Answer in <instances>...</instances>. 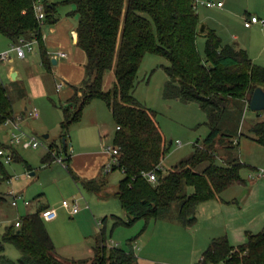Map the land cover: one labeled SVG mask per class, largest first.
<instances>
[{"label":"trees","instance_id":"obj_1","mask_svg":"<svg viewBox=\"0 0 264 264\" xmlns=\"http://www.w3.org/2000/svg\"><path fill=\"white\" fill-rule=\"evenodd\" d=\"M45 6L44 24L58 20L61 2L48 0H0V33L17 44L22 38L37 39L41 59L50 66L42 39V27L37 18L36 4ZM66 0L76 6L78 16V45L87 54L86 76L74 95L61 107V149L68 153V134L71 126L81 120L84 108L94 99H102L110 108L116 123L113 146L118 148L121 181L117 196L128 218L113 215L114 227L131 226L140 219L148 223L163 218L166 210L179 204V218L186 227L197 223L201 203L218 198L219 194L236 183H245L240 170L243 163L233 158L218 164L215 147L219 137H227L221 127L226 118L233 117L229 104L238 102L240 120L246 104L250 103L257 87L264 89V66L249 57L244 49L224 44L214 31H208L205 57L197 46L202 32L196 0ZM63 3V2H62ZM146 53L158 54L169 61L165 65L168 80L165 97L198 102L207 111L210 133L203 146H197L188 159L179 162L168 172L162 170V161L170 145L162 134L156 111L144 107L134 95L137 75ZM114 69L115 83L104 90V78ZM246 103V104H245ZM240 106V105H239ZM13 117V103L8 90L0 82V127ZM252 139L264 146V121L250 129ZM222 137V138H223ZM231 137V136H230ZM65 138V143L64 139ZM227 145L233 147L231 140ZM13 160H20L12 145ZM57 143H52L43 158L54 157ZM12 160V161H13ZM207 163L202 171L196 169ZM6 163L0 157V183L10 178ZM156 172L157 181L151 182L146 173ZM93 181L86 182L90 190H100ZM190 188L192 190H190ZM41 204L35 212L20 217L6 227L0 252L5 244L14 245L20 252L19 264H139L134 251L107 245L105 232L97 240L94 256L86 260H67L59 256L47 229ZM108 217L102 219L106 222ZM0 264H14L0 256ZM199 264H264V228L258 233L247 232V241L235 246L227 236L214 238L203 253Z\"/></svg>","mask_w":264,"mask_h":264},{"label":"rangeland","instance_id":"obj_2","mask_svg":"<svg viewBox=\"0 0 264 264\" xmlns=\"http://www.w3.org/2000/svg\"><path fill=\"white\" fill-rule=\"evenodd\" d=\"M48 1L52 2V0ZM54 1L61 2L58 5V17L61 18L62 26H68L69 22L78 24V16L73 14L76 8L73 2ZM212 1L217 4L219 0ZM221 1L225 3L224 9L232 8L230 15L225 16L228 10L220 12L217 5L206 7L199 4L200 16L218 24V26L226 25L231 28V32L236 29L235 32L239 36L238 41L250 46L253 52L252 56H255V51L258 52L264 48V24L255 23L246 27L244 22L248 13L264 17V0ZM49 26L48 24L44 25V29ZM0 37L8 41L7 37L1 33ZM206 41L207 39L201 35L197 38L198 50L203 58L205 57ZM11 48L12 45L8 49L9 54L11 58L15 59L11 64L19 66L21 70L24 69L27 60L38 61L40 59L38 44L33 45L32 52L26 50L27 57L24 60L18 58L16 51H12ZM255 62L264 66V54L257 55ZM11 64L0 61V75L4 79V85L10 84L7 73ZM168 64L169 61L166 57L146 53L141 62L133 92L144 107L156 111L162 134L168 143L172 141L169 152L161 165L162 170L166 172L174 169L182 160L190 158L195 152L196 145L203 146L205 138L210 133L207 111L198 102L165 97V84L168 75L164 66ZM35 67L33 66L34 69ZM35 74L37 76L32 81V83H36L34 88L42 89L41 83L43 82L45 85L44 94L37 95L35 91L31 93L28 78L25 79L27 94L24 97L19 96L14 99L13 88L8 87V92L13 97L16 113L23 112V120H18L22 131L29 136H34L40 145L37 148H25L21 144L13 146L21 159H14L5 165L11 178L4 179L0 183V240H2L7 226L20 220L21 216L35 212L40 203H44L58 211L56 219L45 220V223L55 243L56 251L63 259L86 260L93 257L94 251L91 250L96 247L97 239L104 231L109 247L118 246L134 251L137 256L141 257L140 260L138 259L141 264H199L213 238L223 236L227 232L226 224L229 223V213L222 212L218 215L215 213L211 216L213 213L211 207L219 200L214 198L201 203L198 208L197 223L191 227H186L181 223L178 203L166 210L163 218L157 221L151 219L147 223L145 219H140L131 226L114 227L112 213L124 219L128 218L118 196L115 195L118 191L119 180L123 176L121 170H113L109 175L102 173L109 179V183L108 187L97 193L95 191L88 192L81 184H77L69 175L66 167L56 160L50 165L42 162V157L48 151L49 145L54 141L60 145L62 143L60 122L64 117L61 106L65 104V94L57 91L56 84L60 82L57 76L47 73L45 68H40L39 73L35 71ZM111 76H115L114 69L106 73L105 87L109 86ZM15 93H18V89ZM241 104L238 102L229 104L234 116L226 118L221 125L223 132L229 136L217 139L215 153L218 164L224 165L225 162L233 158L242 162L240 173L246 182L232 185L220 193L218 199L230 200L232 205L236 201L234 209L241 211L239 208L241 207L246 215H254L264 210V176L257 177L258 171L264 170V146L251 140L253 134L250 129L255 122L264 121V110L254 111L245 103L241 119L235 121L234 118L239 115L237 109L243 107ZM26 107L28 116L24 114ZM35 108L38 111V117L29 116V111ZM12 131L21 134V131L16 129L13 124L2 125L0 127V142L8 144ZM100 131L106 132L107 135L101 137ZM115 131L116 123L110 108L106 102L97 98L88 106L82 120L71 126L68 134V146H73L76 150L79 146L82 149L96 150L105 145L112 146ZM46 134L49 137H46ZM23 139H27V137L23 136ZM231 140L235 143L233 147L227 146L231 145L229 143ZM62 153L64 154V152ZM206 166L207 163H202L196 170L202 171ZM251 176L253 177L250 178ZM254 183H257L256 188H253ZM190 190L192 189L190 188ZM11 191L19 195L17 206L12 204ZM41 194L43 195L39 200L38 196ZM100 194H103L102 197L107 199L103 200ZM81 195L85 196L91 209H83L74 216L69 209L62 205V202L64 200L71 202ZM24 200L29 201L30 204L26 205ZM94 201L101 203L106 208L108 219L105 223L101 222L105 215L100 217L95 211ZM222 205V208L225 209L226 206ZM92 214H95L96 218ZM249 228L253 230V233L260 232L264 228L263 221L260 219ZM246 240H237L232 244L238 246ZM2 255L13 261L14 264H19L21 252L14 245L6 243L5 249L0 252V256Z\"/></svg>","mask_w":264,"mask_h":264},{"label":"crops","instance_id":"obj_3","mask_svg":"<svg viewBox=\"0 0 264 264\" xmlns=\"http://www.w3.org/2000/svg\"><path fill=\"white\" fill-rule=\"evenodd\" d=\"M52 2H56V1L52 0ZM57 2H60V1H57ZM218 2L223 3L222 6L217 5L218 10L220 12H222V11L227 12L225 10H228V13H225V16H228L232 13V8L224 9L225 3L221 0H219ZM197 12H198V7H197ZM58 13H59V9H58ZM198 14L200 17L201 30H202V27H204V29L202 31H204V30L206 31V32H202V34H200L203 38L207 39L208 31H210V30L214 31L217 34V36L222 40V43L234 45L238 49L246 50L249 57L253 60V62H255L257 55H261L262 53L264 54V48H261L258 51L259 53L255 51L256 55L252 56L253 52H252L250 46L244 45L238 41L239 36H238L237 32H235L236 29H234L233 32H231V28L227 27L226 25H223V26L219 25L220 26L219 27L218 24L212 23L211 21H209L206 18L203 19L200 16L201 15L200 12H198ZM252 16H254V15H252L251 13H248V17L245 19V21L247 19H250ZM60 19L55 24H48L50 26L46 29H44V25H46V24H44L42 27V39H43V42L46 46L47 54L52 59V63L50 66L44 65V63L41 59L40 52H39L40 63H39V60L38 61L27 60L26 64H24L25 67H23L24 69H22V70H21V68H19V66H14L11 64L14 62L15 59L11 58L10 54H9V59L5 60L8 63L10 62V64H11L10 68L8 70V73H7V78L9 79L10 84L5 85V87L7 88V90H8V87L13 88L12 91L15 94L14 99L19 98V96L20 97L26 96V94H27V88L25 87V85H26L25 79L26 78H28L31 93H32V91H35L37 93V95H39L41 93L42 94L45 93V85L43 82L41 83L42 89L38 88L37 90L34 88L36 83H32V81L35 80V76H37L35 74V71H36V73H39L40 68H45L47 73L54 74L60 80V82H57L56 88H57L58 92H64L65 102L74 95L75 87H80L81 83L83 82V80L86 76V64H87L88 59H87L86 52L78 45V33H77L78 24H76L74 22H71V23L69 22L68 26H62ZM244 24H245V22H244ZM245 26L248 27L246 24H245ZM11 45H12L11 40L8 39V41H7L6 39L0 37V53H4L5 51L10 53V51H8V49L10 48ZM38 46H39V44H38ZM60 51L66 52L67 57H60L58 55V53ZM28 52H32V51H28ZM26 57H27V55H25L24 57L18 56V58H20L22 60L26 59ZM54 59H55V62H54ZM36 64H38V65H36ZM33 66H36L35 69L33 68ZM0 78H1V83L4 84V79L1 77V75H0ZM109 83H110L109 86L105 87V78H104V85H103L104 90H109L113 87V85L115 83V76L114 77L111 76ZM19 84H21V85H19ZM37 84L39 86V83H37ZM18 87H21V88H18ZM17 89H18V93L16 94L15 92L17 91ZM9 96H10L12 103H13V97L10 94H9ZM92 102H93V100L85 106L84 111H83V116H84V112H86L88 106H90V104H92ZM25 110L26 111H24V114L26 116H28L27 107ZM83 116H82V118H83ZM13 118H16L17 121L23 120V112L22 113H16V111L14 109V105H13ZM82 118H81V120H82ZM18 123H19V126L21 128L20 122H18ZM12 124L15 126V124L12 122L5 123L4 125H12ZM60 124H61V122H60ZM60 129H61V127H60ZM15 134H16L15 131L11 132L9 142L7 145L14 146L17 144H21L23 147H25L23 142H25L27 139H23V136H22V142L17 143L15 141H13ZM46 135H48V134H46ZM105 135H107L106 132L100 131L101 137H104ZM46 137H49V135ZM113 138H114V136H113ZM251 140L254 141L255 143L257 142L254 139H252V137H251ZM54 142L57 143L58 149L55 152L54 157L52 156V158L47 159V162L43 161V158L48 154V151L45 153V155L42 157V162L44 164L50 165L55 160L57 162H59L57 159L58 156L59 157L62 155L66 156V152H64L60 148L61 145L56 141H54ZM258 144L260 146H263L260 143H258ZM105 146H103L101 149H98V150L92 149V148L82 149V148H80V146L76 150V149H74L73 146H68V153L70 156L69 160L65 161L64 163H61V162H59V163L61 165H63L64 167H66V169H67L69 175L72 177V179L77 184H81L86 191H88V192H94L95 191L98 193L101 190H104L106 187H108V183H109L108 182L109 179L107 177H105L104 175H102V173L109 175L111 171L118 169V168L114 169V167H113V169L111 171L106 172V168H105L106 165L109 163L113 164L114 160H113L111 154L106 150ZM49 147H50V145L48 146V149H49ZM85 147H87V145H85ZM25 148H30V147H25ZM6 149L9 152H12L11 149H9V148H6ZM258 150H260V149H258ZM62 152H64V154ZM18 157H20V156H18ZM20 159H21V157H20ZM66 162H67V164H66ZM25 163L29 166V164L26 161H25ZM119 170H121V169H119ZM31 174H33V173H31ZM122 174H123V176L119 180V186H120L121 181L125 177L123 171H122ZM90 181H93L92 183L95 186L100 187V190L96 191V190H90L89 188H87V186H85V183L90 182ZM254 185L255 186H253V188H256L257 183H254ZM119 186H118V189H119ZM42 195L43 194L38 196L39 200H40V198H42ZM115 195L117 196V194H115ZM100 196H101V198H103V200L107 199L105 197H102L103 194H100ZM216 199L219 201L211 207V212H213L211 214V216H213V214L215 215V213H216V215H218V213L221 214L222 212L229 213V223L227 222V224H226L228 226L227 232L223 236H227L229 241L231 242V244L235 243V241H237V240L244 241L245 239H247V232L253 233V230H250V228H249L250 225L255 224L258 220L261 219L263 221V224H264V210H262L261 213H255L254 215H246L243 212V210L241 209V207H239L241 211H237L236 209H234L236 201H234L233 202L234 205H232L231 204L232 201H230V200L225 201V200H220L218 198H216ZM75 201L78 202L80 209L75 214L71 213L72 215L75 216V215L79 214L83 209H87V210L91 209V207H90L89 203L86 201V198L84 195H81L79 198H77L75 200L73 199V201H71V202L74 203ZM41 204H44V203H40V205ZM222 204H224L226 206L225 209L222 208V206H223ZM44 205H46L48 207V209H55L57 211L56 208L50 207L49 204H44ZM93 205H94L95 211L100 215V217L102 215H105L103 218L108 217L107 210L104 207V205H102L101 203H97L95 201H94ZM92 215L94 218H96L95 214H92ZM113 215H115V214L112 213L111 216H113ZM117 216H119V215H117ZM57 217H58V211H57ZM197 217L199 218V209L197 210ZM44 219L47 220L45 217H44ZM101 222H102V220H101ZM231 224H232V226H231ZM215 238H218V237H215ZM241 244H243V243H241ZM91 251L93 252L94 249H92ZM137 258L139 260L141 259L140 256H137ZM79 260H83V259H79ZM79 260H77V261H79ZM139 264H141V263H139Z\"/></svg>","mask_w":264,"mask_h":264},{"label":"built area","instance_id":"obj_4","mask_svg":"<svg viewBox=\"0 0 264 264\" xmlns=\"http://www.w3.org/2000/svg\"><path fill=\"white\" fill-rule=\"evenodd\" d=\"M199 4H202V5H205L207 7H212V6H215V5H218V6H222L223 3L222 2H218L217 4L212 1V0H206V1H200V0H196V6L198 7ZM36 14H37V18L38 20L40 21L41 24H44V21H45V18H46V12H45V6L43 4L42 1L38 2L36 4ZM255 23H261V24H264V17H259V16H252L250 19H247L245 21V24L249 27L251 26L252 24H255ZM34 44H38V41L37 39H33V40H27L25 38H22L19 43L17 44H12V48L11 50L12 51H16L17 55L20 56V57H24L26 55V50L27 51H33V45ZM58 55L60 57H67V53L64 52V51H60L58 53ZM9 59V52H4V53H0V61H5V60H8ZM0 82H1V78H0ZM29 115L30 116H33V117H38V111L37 109H33V110H30L29 111ZM9 122H12L15 124L16 126V129L20 130L21 131V134H15L14 136V139L13 141L17 142V143H20L22 142V136H26L27 137V140L25 142H23L24 146L25 147H33V148H37L40 144L39 142L36 140V138L34 136H28L25 132L22 131V129L20 128L19 126V123L17 121L16 118L14 119H8L6 121V123H9ZM106 150L111 154L113 160H114V163H109L106 165V172H109L113 169L114 165L118 163V156H119V150L118 148L114 147L113 145L110 146V145H106L105 146ZM0 157L4 160V162L6 164H9L12 162L13 160V156H12V153L9 152L6 148L4 147H1L0 146ZM58 161L61 162V163H64L66 161V156L62 155V156H58L57 157ZM161 167V165L159 166ZM148 179L151 181V182H156L158 177H157V174L156 172H148L146 173ZM264 176V170H259L258 173H257V177L260 178V177H263ZM253 176H251L250 178H252ZM10 194L13 195V201H12V204L14 206H17L18 205V197L19 195H17L14 191H11ZM24 203L26 205H29L30 202L29 201H26L24 200ZM62 205L64 207H66L67 209H69V211L72 213V214H75L79 211L80 209V206L78 204L77 201H75L74 203L72 202H69L67 200H64L62 202ZM43 216L47 219V220H53L57 217V211L55 209H47L43 212ZM16 225L19 226L20 225V222L17 221L16 222Z\"/></svg>","mask_w":264,"mask_h":264},{"label":"water","instance_id":"obj_5","mask_svg":"<svg viewBox=\"0 0 264 264\" xmlns=\"http://www.w3.org/2000/svg\"><path fill=\"white\" fill-rule=\"evenodd\" d=\"M204 27H202V30ZM55 62V59H54ZM15 77V76H14ZM250 109L254 111H262L264 110V89L262 87H257L252 94L250 103ZM48 136V135H46ZM65 143V138L63 139Z\"/></svg>","mask_w":264,"mask_h":264}]
</instances>
